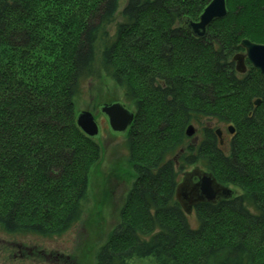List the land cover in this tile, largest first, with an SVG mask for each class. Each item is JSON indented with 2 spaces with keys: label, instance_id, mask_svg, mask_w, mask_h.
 <instances>
[{
  "label": "trees",
  "instance_id": "obj_1",
  "mask_svg": "<svg viewBox=\"0 0 264 264\" xmlns=\"http://www.w3.org/2000/svg\"><path fill=\"white\" fill-rule=\"evenodd\" d=\"M211 1L0 0L3 232L50 238L81 218L102 147L79 127L77 103L104 75L135 113L126 147L137 177L97 264H264V74L234 60L243 40L264 44V0H226L197 37L187 23ZM224 125L235 133L222 145ZM192 166L233 190L198 204L197 226L176 199Z\"/></svg>",
  "mask_w": 264,
  "mask_h": 264
},
{
  "label": "rangeland",
  "instance_id": "obj_2",
  "mask_svg": "<svg viewBox=\"0 0 264 264\" xmlns=\"http://www.w3.org/2000/svg\"><path fill=\"white\" fill-rule=\"evenodd\" d=\"M125 101L122 90L104 75L85 81L77 114L88 110L98 120L100 133L96 139L101 144L102 157L90 172L84 212L67 230L50 238L12 235L0 229V264H97V253L117 227L120 209L137 177L134 163L128 158L127 132L114 133L107 116L100 112L105 103L121 102L130 108ZM220 128L228 134L226 125ZM192 137L199 141L202 131ZM196 168L192 166L188 172ZM189 217L193 226H197L196 214L193 212ZM131 263L156 264L153 258H135Z\"/></svg>",
  "mask_w": 264,
  "mask_h": 264
},
{
  "label": "water",
  "instance_id": "obj_3",
  "mask_svg": "<svg viewBox=\"0 0 264 264\" xmlns=\"http://www.w3.org/2000/svg\"><path fill=\"white\" fill-rule=\"evenodd\" d=\"M228 9L226 0H212L205 8L198 21H189L188 28L197 37H205L207 28L211 22L217 18L227 15ZM246 53H239L235 56L237 70L244 73L246 71V59L255 68L264 74V44L252 42L248 39L242 41ZM260 103V100L255 102ZM101 112L108 118L111 130L114 133H125L134 120L135 113L121 102L105 103L101 106ZM79 127L90 137H97L100 133V125L95 115L88 110H81L77 116ZM230 134L235 133L233 126L228 127ZM220 144H224L223 130L217 129ZM196 133L194 125L187 128V135L192 137ZM194 178L198 180L195 181ZM233 190L221 184L212 173L196 168L186 172L183 180L176 189V199L182 205L187 214H191L198 204L203 202L216 203L217 201L230 198Z\"/></svg>",
  "mask_w": 264,
  "mask_h": 264
},
{
  "label": "flooded vegetation",
  "instance_id": "obj_4",
  "mask_svg": "<svg viewBox=\"0 0 264 264\" xmlns=\"http://www.w3.org/2000/svg\"><path fill=\"white\" fill-rule=\"evenodd\" d=\"M227 136V135H226ZM195 181H197L198 179L197 178H194Z\"/></svg>",
  "mask_w": 264,
  "mask_h": 264
}]
</instances>
